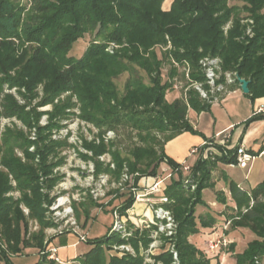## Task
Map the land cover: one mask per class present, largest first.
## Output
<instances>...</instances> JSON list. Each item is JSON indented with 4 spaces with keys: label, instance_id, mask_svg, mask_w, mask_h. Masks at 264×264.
<instances>
[{
    "label": "trees",
    "instance_id": "trees-1",
    "mask_svg": "<svg viewBox=\"0 0 264 264\" xmlns=\"http://www.w3.org/2000/svg\"><path fill=\"white\" fill-rule=\"evenodd\" d=\"M164 1L0 0V126L3 118L22 124V128L15 123L7 126L0 139V160L7 170L0 171L3 264H15L13 256L23 255L26 249L45 251L53 242L46 243L43 231L28 235L29 221L21 205L28 207L30 217L43 227L49 225L44 219L45 206L52 205L55 197H51V191L65 177L54 170L66 162L61 153L74 147L69 133L60 138L55 135L67 128L64 122L72 117L99 130L94 140L82 141V148L92 155L80 153L83 160L95 164L96 178L106 173L119 181L127 170L136 186L144 176H157L164 163L178 171L167 179L165 195L178 222L175 247L179 264H210L208 254L189 238L199 232V226L216 232L215 218L197 215V207L207 206L203 191L214 186L211 179L216 164L236 163L238 148L233 152L221 148V155L216 153L215 160L207 161L203 157L206 147H199L194 162L192 158L187 160L190 170L185 173L182 164L166 155L165 144L187 131L198 134L187 115L191 109L199 113L210 110L214 98L202 99L194 87L173 102L167 100V94L173 90L174 78L180 83L185 81L186 88L194 82H205L201 59L218 57L224 73L236 72L239 78L249 81L250 93L246 96L251 101L264 97V0H241V7L230 5L233 0H175L170 11L162 9ZM243 12L248 13L247 17ZM246 18L253 20L252 37L246 35ZM228 24L231 26L225 31ZM85 36L90 41L84 55L71 56L73 45ZM169 41L172 49L160 56L157 47L163 49ZM112 45L120 47L113 54L109 52ZM172 59L180 67L189 66L190 73L171 66L170 79L164 81L163 65ZM140 71L149 78V84ZM125 73L130 77L120 91L116 79ZM239 87L237 81L229 89ZM13 89L15 93L6 92ZM48 106L50 110H40ZM44 115L46 124L41 123ZM261 119L264 115L255 114L246 125ZM120 127L136 132L141 142L125 155L115 140L105 138L106 132ZM157 133L164 139H159ZM17 151L24 153V161ZM105 154L111 156L115 169L100 160ZM11 176L21 193L19 199L7 196L14 190ZM191 185H196L194 192ZM232 197L237 209L225 222L230 221L233 230L249 229L256 236L243 253H236V243L230 246L236 264H263L264 180L250 194L236 188ZM219 199L229 210L226 198ZM133 204V197L125 198L114 211L122 215ZM79 205L83 207L75 205L79 216L81 211L89 216L91 209L103 207L93 199ZM143 235L132 239L136 248L138 240L149 245L147 233ZM114 240L120 241L110 234L96 239L94 250ZM66 244L62 241V246ZM151 256L154 264L175 262L170 252ZM39 257L38 264H59L43 252ZM84 257L78 258L83 264H145L140 255L108 258L89 253Z\"/></svg>",
    "mask_w": 264,
    "mask_h": 264
},
{
    "label": "rangeland",
    "instance_id": "rangeland-1",
    "mask_svg": "<svg viewBox=\"0 0 264 264\" xmlns=\"http://www.w3.org/2000/svg\"><path fill=\"white\" fill-rule=\"evenodd\" d=\"M174 1L175 0H165L162 9L164 11H170ZM237 4L241 7L243 6L244 2H242L241 0H233L230 2V5ZM242 15L244 17H247L248 13L243 12ZM251 21H253L252 18H246L245 20H243V23L248 26L246 30V35H248L249 37L253 36V31L252 36H250L251 33H248L249 29H253ZM230 26L231 25L228 24V26L225 28V31L228 30ZM89 41L90 37L88 36H85V38H82L77 41L73 45L72 50L70 51V55L76 58L82 57L89 45ZM171 46L172 44L169 41L168 45L164 46L163 49L157 47L159 55L162 56L164 50H171ZM119 48V46H115L112 48L113 50H109V52L113 54ZM163 66L164 67L162 73L164 81L170 79L168 74L171 70V66H174L181 70L183 68L180 67L181 64L174 61V59L171 60V63L168 60L165 61ZM182 71H184V68ZM139 74L143 78L145 83H150L149 78L145 76L142 71H140ZM222 74L224 76L223 71ZM129 77V74L125 73L116 79V83L120 91L124 90ZM173 82V90H170L167 94V100L169 102H173L177 98L181 97L183 91L194 87L192 84L186 88V82L184 81L180 83L179 80L176 81V78L173 79ZM199 83H202L204 87L206 85V81ZM15 91L16 90L13 89L10 91L7 90L6 92L15 93ZM219 98L221 99V97ZM50 109L51 107L48 106L43 107L40 110L48 111ZM75 111L79 113L77 109ZM47 122V115H44L41 120V123L46 124ZM13 123H15L19 128H22V124L16 119L3 118L1 120L0 139L2 136V132L5 130V128L7 126H12ZM64 123L67 124V128H64L60 131L59 134H56L55 138L66 137L69 133V142L72 143L74 147L67 148L61 153V156L66 157V162L63 166L58 167L54 170V173L58 172L64 174L65 177L60 181L58 185L54 187V190L51 191V197H55L54 201L52 202V205L45 206L46 211L44 219L49 225L43 227L38 220H35L30 217L31 215L28 207L24 206V204L21 205V210L23 211L24 216H26L29 221L28 235L43 231L46 243L50 240H52L53 242L46 247L45 251H39V249H26L23 252V255L20 254L13 256L14 261L17 264H38L40 262L39 252L48 254L49 258L51 251L54 248L58 249L59 255L57 257H59L61 261H63V259L60 257V249H66L65 251H67L68 253L71 251V249L66 245L62 246V241H66L70 244L76 243V246L72 245V249H74L72 250V253L76 254V259H71L68 262L65 261L67 263L58 262L59 264H83L82 260L85 259L84 256L89 253H92L93 257H96V255L105 254L108 258H123L124 256L137 257V255H140L141 257H144L145 264H154L155 261L151 255H159L165 252L172 253L173 258L175 260L174 264H179V254L175 247V238L178 232V222L176 221L172 210L169 208L170 202L161 204L159 201V199L161 198L158 195L159 193L154 194L153 192V190H155V184H157L160 179L166 177L169 174L168 171L165 172V169L168 167V165L166 163L162 164L157 176L148 175L142 177L138 185L136 186L132 184L133 175H130L127 170H125L121 180L119 181L115 180L110 174L106 173H103L99 176V178H96L94 175L95 164L92 161L83 160V158L80 156V153H84L89 156L92 155V152H89L86 149L82 148V141L84 138L88 141L94 140L97 137L99 130L96 129L92 124L83 122L77 117H72L71 119L66 120ZM106 133V141H108L109 139L115 140L124 155L126 154V152H128L131 147H133V145L141 144V142H139L138 137L136 136V132H131V129L129 128L120 127L117 131L113 130ZM157 136L161 140H163L165 137L161 133H157ZM214 142L215 140L207 141L204 145H202L206 147L205 151L209 150L208 152L203 154V157H205L204 160H215L216 152L212 153V151H214ZM16 155L18 156V158H21L24 161V153L17 151ZM197 156L198 155H195L196 158ZM100 160L102 162H105L107 165L111 164V168L115 169V164L111 162L112 159L109 154L101 156ZM224 170H227L229 175H241L240 172L233 171L231 173V169L225 167ZM0 171H7L5 167L2 166L1 160ZM177 172L178 171H173V174L175 175V173L177 174ZM170 179H172V176L168 178V180ZM11 180V184L14 187V190L8 193L7 196H12L15 199H19L21 198V193L17 189V184L15 180L12 179V176ZM211 181H214L213 178L211 179ZM148 186H150V188ZM158 188L160 189V187ZM191 189L192 192H194L196 189V185H191ZM160 193H163L164 196H166L165 191H163L162 188ZM144 194H146L147 196L143 198ZM121 195H123L124 197H121ZM212 196L213 195L211 194L210 190L204 193V199L207 203V206H198L197 215L201 214L202 212H206L210 216L215 218L217 222L216 231L218 232H220L221 229H223L225 226L227 229L225 235L227 236L230 234V238H228V240L230 241V245L228 248L223 249L220 253L217 252L215 254H208L210 264H236V255L234 254V252L230 251V246L233 243H236V253H243L248 243L255 239L256 236L249 229L240 228L233 230L230 224L231 222L228 221L229 224H227L228 222H225L229 219L230 215L232 214L225 213V217L221 216L220 209L214 208V206H212V204L210 203V198ZM131 197L134 198V204L130 209L126 211V213H122V216L126 217L129 220L126 224V230L128 234L126 236H123V233L119 234L115 231V215H121V213L115 212L114 209L120 206V204H122L125 198ZM91 199H93L96 203L103 205V207L91 209L89 216H86L82 211L80 216L77 215V212L75 211V205L78 204V207L82 209L83 207L79 204L89 203ZM159 208H163L165 210L170 211L171 216L173 217L176 223V227H173V234H169L170 230H168V228L164 224L166 220H160L156 216V213ZM148 216H150L149 218L151 219L153 218V222H150V220L146 219V217L148 218ZM160 227H162L161 230ZM144 233H147L146 236L150 240L149 245L146 247L144 245V240H138L136 248V246L132 242V239L136 238L137 234H139L140 237L144 236ZM109 234L117 235L121 242L117 241V239L114 240L112 244L103 245V248L101 250H94L95 246L93 242L96 239H103ZM79 235H85L87 237V240H89L90 242H86L87 240L85 242L80 241ZM193 236L195 243L198 244L197 247L200 248L202 251H205L208 246V240L212 238L213 234L210 228L204 229L203 227L199 226V232ZM232 239H235V241H233ZM6 247L7 246L5 245V248ZM115 247H117V250H114ZM122 247H124L123 250H120V248ZM127 248H129V251L127 250ZM175 254H177V257H175ZM220 255H223L224 257H221ZM78 258H81L82 260Z\"/></svg>",
    "mask_w": 264,
    "mask_h": 264
},
{
    "label": "crops",
    "instance_id": "crops-1",
    "mask_svg": "<svg viewBox=\"0 0 264 264\" xmlns=\"http://www.w3.org/2000/svg\"><path fill=\"white\" fill-rule=\"evenodd\" d=\"M246 95L241 88H236L230 90L218 101L212 102L208 111L199 113L191 109L187 116L198 134L187 131L165 144L166 155L178 163H182L188 158L191 149L201 147L207 141L214 140L213 150L219 155L222 154L221 148L233 152L234 149L243 147L255 157L249 167L244 169L222 162L216 164L212 172L214 186L203 191V199L204 193L210 190L213 195L210 198V203L214 208L220 209V214L223 217H225V213L232 214V210L237 209V204L232 197L236 188L250 194L264 180V119L246 125L247 121L255 114L264 115V97L257 98L253 102ZM195 159L194 157L191 161L194 162ZM224 167L231 169V173L235 171L240 172L241 175H229ZM219 197L226 198L230 207L229 210L226 209V205L220 202ZM201 214L208 213L202 212ZM210 229L213 231L212 228ZM193 237L191 236L189 240L197 246L198 244L195 243ZM227 238H230V234L227 235ZM75 244L67 242L66 246L71 249L69 253L65 251L66 249H60V257L63 261L76 259V254L72 253V250H74L72 245L76 246ZM0 264H3V262H0ZM15 264L17 263L15 262Z\"/></svg>",
    "mask_w": 264,
    "mask_h": 264
},
{
    "label": "built area",
    "instance_id": "built-area-1",
    "mask_svg": "<svg viewBox=\"0 0 264 264\" xmlns=\"http://www.w3.org/2000/svg\"><path fill=\"white\" fill-rule=\"evenodd\" d=\"M251 24H253V21H251ZM252 31L253 30H250V29L248 31L249 34L251 33L250 36H252ZM113 47H115V46L112 45L109 48V50L112 51ZM200 65H201L202 70L206 76V85L204 87V85L202 83L197 82V83H194L193 86L200 93V96L202 99L210 100L213 97L214 101L210 100L211 103L218 101L220 99L219 97L222 98L224 95L229 93L230 92L229 88L231 86L235 85L237 83V81H239V77H238L236 72H228V73L226 72V73H224V76H223V74H222V61L218 57H214V58L206 57V58L201 60ZM184 71L187 73V75H189V73H190L189 66L184 68ZM239 86L241 87L240 83H239ZM208 151L209 150H206L204 152V154ZM198 153H199V147H195V148L191 149L189 156H188V159L195 157V155H198ZM212 153H215V151H212ZM206 157H208V156H206ZM254 158L255 157L253 155H251L249 152H247V150L245 148L243 149V147H240V148H238V151H237L236 163H233L232 166L240 167L242 169L247 168V167H249V164L254 160ZM187 160H185V162L182 163L184 172H186V173H188L190 170V166L187 163ZM167 171L169 174L166 177H163L162 179H160L159 182L157 184H155V186H154L155 190H153L154 194L159 193L158 195L161 197L159 199V201L161 204L170 202L169 199L166 196H164L163 193H160L161 188L163 191H165L166 181L168 178H170L173 175V171L171 170V168L169 166L165 169V172H167ZM148 187L150 188V186H148ZM148 187H146V188H148ZM158 187H160V189ZM146 196L147 195L144 194L143 198ZM139 198H141V197H139ZM153 202H155V201H153ZM156 216L160 220H164V221L166 220L164 224L166 225L168 230H170L169 234H173V227H176V223H175L173 217L171 216L170 211L165 210L163 208H159L157 213H156ZM149 217L150 216H148V218ZM148 218L146 217L147 220H150V222H153V218L152 219L151 218L148 219ZM115 220H116L115 231L119 234L123 233V236H126L128 234V232L126 230V224L128 223L129 220L126 217L119 215V214L115 215ZM164 224H163V226H164ZM227 224H229V222ZM161 228L162 227H160V230H161ZM226 230L227 229L224 226V228L221 229L220 232L216 231L213 234V237L208 240V246L204 252H206L207 254H215L217 252L220 253V252H222L223 249L228 248L230 245V241L228 240L227 236L224 233ZM79 240L85 242L87 240V237L85 235H79ZM123 248L124 247L120 248V250H123ZM114 250H117V247H115ZM127 250L129 251V248H127ZM57 256H58V249L57 248L52 249L51 254L49 256V259H54L55 261H57L59 263H63V261H61V259ZM175 257H177V254H175Z\"/></svg>",
    "mask_w": 264,
    "mask_h": 264
},
{
    "label": "water",
    "instance_id": "water-1",
    "mask_svg": "<svg viewBox=\"0 0 264 264\" xmlns=\"http://www.w3.org/2000/svg\"><path fill=\"white\" fill-rule=\"evenodd\" d=\"M239 83L241 85V90L243 91L244 94H249L250 89H249V81L239 78Z\"/></svg>",
    "mask_w": 264,
    "mask_h": 264
}]
</instances>
